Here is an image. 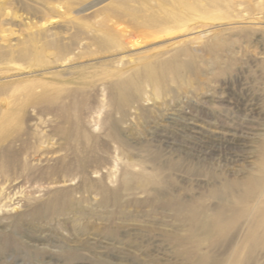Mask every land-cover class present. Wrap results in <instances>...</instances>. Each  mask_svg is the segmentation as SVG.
<instances>
[{"label": "rangeland", "instance_id": "1", "mask_svg": "<svg viewBox=\"0 0 264 264\" xmlns=\"http://www.w3.org/2000/svg\"><path fill=\"white\" fill-rule=\"evenodd\" d=\"M24 1L0 0V264H264V195L232 200L264 165V8L200 34Z\"/></svg>", "mask_w": 264, "mask_h": 264}, {"label": "bare ground", "instance_id": "2", "mask_svg": "<svg viewBox=\"0 0 264 264\" xmlns=\"http://www.w3.org/2000/svg\"><path fill=\"white\" fill-rule=\"evenodd\" d=\"M27 1H24V2H27ZM39 1H40V4H42L43 6L55 4L58 6L59 9H61V8H71L70 3H72L73 1H82V0H39ZM251 1L252 0H121V1L114 2V4L109 7L108 11L105 13L104 20L107 22V21H111L112 18L120 19V18L126 17V18H128L129 25L133 29L138 30V31H147V30H150V31L153 30L154 31L157 29V27H159L160 22H166L168 24H175L179 28L185 27L184 25L188 26L192 22H196L197 27L201 28L199 33L200 34H206V33L211 31L208 29L211 26V24H214L216 22L231 20L232 17L235 16L232 14L233 12H231V10H234V8L236 6L245 5L243 7V10H242L243 12L245 11L244 14L243 13L241 14V12H239V14H241V15H239L240 17L249 15V14L253 13L256 9L261 11L264 8V6H259L258 8H255L256 4H258V3L251 4ZM21 2H23V1H21ZM22 4H24V3H21V6H22ZM35 12H37V11H35ZM65 13H66V9H65ZM19 16L20 15H18V17ZM46 23L50 24L51 21L47 22L45 20V24ZM37 27H38V25H37ZM42 28H43V26H42V24H40L38 29H42ZM103 28L107 31L109 30L106 24H103ZM122 28H123V26H122ZM37 36L41 37L40 34ZM101 44L104 45V47H107L105 45V43L102 42ZM35 48H37V47H35ZM40 52H41V50H40ZM33 55H35V58L31 62L32 66H40V65H43L45 63V61L42 59V57L39 56L38 50H35L33 52ZM37 60H38V62H36ZM259 172L262 174L261 178L255 179L252 186L250 185L251 186L250 189L246 190L244 187V189L247 191V193H244L242 195H238L237 197H233L234 199H232V200L234 202H239V201L242 202L245 199L247 200L248 198H254L255 196H257V198H260L262 195H264V177H263L264 176V165L260 168ZM250 182H251V180H250ZM237 185H239V184H237ZM224 188H225L224 194L226 192L228 194L229 192H232L234 189L231 186H226ZM233 201H231V203ZM234 204L236 205V203H234ZM235 205H234L235 208L237 206H239V205H237V206H235ZM234 207H232V208L234 209ZM261 207L262 208L259 207L260 208L259 210H256V209H254L255 206H253L252 209L251 208L249 209V213H247L248 214L247 217H246V214H244L245 219H250L249 217L253 213L258 215V217L255 221L250 222L251 226H250V231L248 232V236H249V240H250L249 242L251 244V248H249V250H251L252 247H255V246H258V245H261L264 243V205H262ZM259 211H261V212H259ZM241 212H242V210H241ZM241 212L240 211L238 212L239 216H240ZM237 216H238V214H237ZM214 219H215L214 220L215 222L213 223V225L215 223H217V225H219V227L223 226V225L221 226L222 220H220L219 216L217 218L215 217ZM242 219H243V217H242ZM193 220H195V218ZM196 220H198V219H196ZM204 221H201L200 224L202 226H204V228L211 229L212 228L211 225L206 224L205 223L206 221L205 222ZM211 221H213V218ZM227 221H228V219H227ZM195 223H196V221H195ZM216 227H218V226H216ZM196 229H197V227H196ZM200 229H201V231L202 230L204 231V229H202V228H200ZM212 232L214 233V231H212ZM204 233H206V232H204ZM207 235L209 236L210 234H207ZM248 255H249V251H248L247 256Z\"/></svg>", "mask_w": 264, "mask_h": 264}]
</instances>
